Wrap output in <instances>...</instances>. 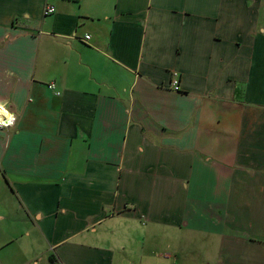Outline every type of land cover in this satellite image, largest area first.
<instances>
[{
    "label": "crops",
    "instance_id": "1",
    "mask_svg": "<svg viewBox=\"0 0 264 264\" xmlns=\"http://www.w3.org/2000/svg\"><path fill=\"white\" fill-rule=\"evenodd\" d=\"M0 103V264H264V0H0Z\"/></svg>",
    "mask_w": 264,
    "mask_h": 264
},
{
    "label": "built area",
    "instance_id": "2",
    "mask_svg": "<svg viewBox=\"0 0 264 264\" xmlns=\"http://www.w3.org/2000/svg\"><path fill=\"white\" fill-rule=\"evenodd\" d=\"M55 12V7L54 6H48L45 11H44V14L45 15H50V14H53ZM86 39H90V37L88 35H86L85 37ZM179 84H180V81H179V75L177 72H174L173 75H172V80H171V84H170V87L172 90L174 91H178L180 89L179 87ZM49 88L51 89H55L56 90V86H55V83L54 82H51L49 84ZM58 93V92H57ZM59 94V93H58ZM12 114V113H11ZM13 115V114H12ZM14 116V115H13ZM5 120H7V117H4ZM16 120V119H15ZM15 120L13 123L9 124L7 126L8 127H11L15 124ZM0 128H5L4 126H0ZM54 264H60L58 261H54Z\"/></svg>",
    "mask_w": 264,
    "mask_h": 264
},
{
    "label": "clouds",
    "instance_id": "3",
    "mask_svg": "<svg viewBox=\"0 0 264 264\" xmlns=\"http://www.w3.org/2000/svg\"><path fill=\"white\" fill-rule=\"evenodd\" d=\"M7 117V120L4 119ZM15 117L8 111L3 103H0V126L7 127L9 124L13 123Z\"/></svg>",
    "mask_w": 264,
    "mask_h": 264
}]
</instances>
